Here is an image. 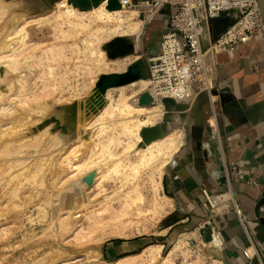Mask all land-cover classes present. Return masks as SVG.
Listing matches in <instances>:
<instances>
[{
	"label": "rangeland",
	"instance_id": "obj_1",
	"mask_svg": "<svg viewBox=\"0 0 264 264\" xmlns=\"http://www.w3.org/2000/svg\"><path fill=\"white\" fill-rule=\"evenodd\" d=\"M59 1L62 0H0V44L12 43L5 42L6 36L26 21L24 31L18 32L19 36L16 33L14 38L18 51L15 67H11L9 59L1 58L0 55V91L3 90V99L0 100V142L4 140L14 143H0V264H113L112 260L103 255L108 242L130 240L140 236L149 238L157 234L163 225L164 216L158 219L159 221L133 224L125 229L124 233L113 230L114 226L110 224L115 221L113 214L120 212L124 192L130 185L120 187L121 182L113 173L105 179L98 177V181L93 180L95 177L91 173L99 172L95 163L101 157L97 154L99 144L95 141L98 139L93 136V132L99 131L96 127L99 122L88 125L97 110L95 107L102 103L103 94L96 86L100 78L107 73L122 75L130 72L122 83L114 86L112 97H119L122 91L126 93L129 103L135 107L129 112L133 117H127L136 123L144 121L149 111L158 114L153 121L141 126L140 135L143 140L137 144L138 147L146 146L153 137L168 135L173 127L180 128L164 119L163 103L171 107L174 101L160 100L154 96L147 72L148 60L140 55L141 42L145 38V23L152 11L149 12L147 6L141 2L132 0L128 6L121 3L120 7L124 6V11L131 20L141 24L138 39L135 40L136 35L126 31V24L119 32L111 31L114 23L110 22L111 25H105V28H108L107 37L101 42L90 36L97 28L96 25L103 24L100 21L92 23L89 26L91 28L86 27L88 31L85 27L79 28L73 35L68 34L66 25L59 29L61 26L56 24L58 19H55V13H50ZM69 1L72 0H67V3ZM130 10L131 13L136 11L135 14L130 15ZM175 11L174 8L173 12ZM47 13L50 14L46 20L42 19L41 16ZM125 21L129 23V20ZM24 35L25 40L21 38ZM53 36H57V39ZM92 39L94 43L90 45L89 41ZM22 43L33 47L25 52ZM55 43L59 45V49L54 53L57 56H52L48 48ZM91 47H102L107 59H110L111 63L118 60L120 68L99 71L94 61L96 54L93 55ZM124 47L127 48L123 56L120 49ZM114 50L119 51L118 55L110 58L109 54ZM43 51L48 52L44 54ZM42 67L44 71L40 70ZM81 85L82 87H79ZM25 88L30 90H24ZM17 93L21 96L31 93L33 95L16 98L14 95ZM131 98L137 105L132 103ZM151 99L157 101V104L155 101L154 104H149ZM1 107L5 109L2 110ZM25 108L28 109L25 111ZM126 110L123 109L122 113L117 114L115 108L112 109L113 112L108 114L105 124L110 126L116 123L120 132L118 125L122 123V118L126 117ZM137 110L141 114H138ZM109 132L101 134L102 142L110 140L109 136L107 137ZM120 138H124V135L121 134ZM117 145L112 144L111 149L120 152L122 146ZM130 158L134 160V154ZM68 159L72 162L68 163ZM82 159H86V162L84 161L79 169L75 164ZM91 160L96 166L90 165ZM85 165H89L88 168ZM3 168L5 170H2ZM165 173L166 171L162 175L161 187ZM90 177L93 179L90 180ZM145 177L146 172L141 171L134 182H143ZM99 182L101 185L96 186ZM91 183L96 185L89 189ZM149 188L148 184L139 186L141 194L147 199L151 196ZM160 201H163L162 198ZM77 215L79 216L76 217ZM122 219L125 220L126 217ZM144 226L148 231L142 230ZM186 236L189 249L185 251L186 254L183 252L184 254L176 257L175 264H222L209 255L210 247L195 241V235ZM177 238L172 244L162 248L155 261L143 263L140 258H136L134 264H161L162 258L172 249Z\"/></svg>",
	"mask_w": 264,
	"mask_h": 264
},
{
	"label": "crops",
	"instance_id": "obj_2",
	"mask_svg": "<svg viewBox=\"0 0 264 264\" xmlns=\"http://www.w3.org/2000/svg\"><path fill=\"white\" fill-rule=\"evenodd\" d=\"M166 23L162 12L152 13L145 23L140 47L145 59L159 53ZM224 28L218 23L214 31ZM211 75L216 94L202 93L194 103L173 100L171 107L162 105L166 122L180 127L172 131L182 132V143L162 180L163 194L170 200L163 225L149 238L108 242L106 258L114 261L152 244L164 248L187 234L211 247L209 255L222 264H264V203L258 206L264 200V39L215 54ZM208 195L235 200L247 218V229L235 216L208 224ZM251 244L258 258L243 254Z\"/></svg>",
	"mask_w": 264,
	"mask_h": 264
},
{
	"label": "bare ground",
	"instance_id": "obj_3",
	"mask_svg": "<svg viewBox=\"0 0 264 264\" xmlns=\"http://www.w3.org/2000/svg\"><path fill=\"white\" fill-rule=\"evenodd\" d=\"M81 1L85 2V4H86L85 7L82 6L83 3ZM119 2L122 3L120 0H119ZM130 3L131 2H129V4ZM108 4H109V0H72V1H69L68 3H67V0H62V1H59V3H56V6L53 8V10L50 11V13H55V19H58V21H56V24L57 25L59 24L61 26V27H59V29L62 28L63 25L67 26L66 29L68 28V30H67L68 34L73 35L74 31H77V30L79 31L80 30L79 28H81V27L82 28L85 27L84 29L87 30L86 27L91 26L92 23H96V22L100 21V22H103V24L96 25L97 28L93 31V34L92 35L90 34V36L94 37L95 40H97V41H101L102 39L103 40L106 39V37H107L106 32H107L108 28H105V25H106V23H110V22L114 23L113 29L110 28L111 31H118L119 32L123 29L122 28L123 25L126 24V31H128L132 34H135L136 35L135 40L138 39V35L140 33V30H141V24L134 23L131 20V18L124 11V6L112 9L108 6ZM123 5H127V4H123ZM146 6H147V9L149 12H151L154 9L151 6H149L148 4H146ZM131 10L129 11L130 15L135 14L136 11L134 13H131L132 12ZM134 10H136V9H134ZM49 14L47 13V14L43 15V16H41V18L45 19L46 17L49 16ZM125 20H129V23H128V21H125ZM140 22L142 23V21H140ZM24 24H26V21ZM24 24L16 27L14 32H11L6 36L5 42L11 41L12 43L0 44L1 58L9 59V65L11 67H15V65L18 61V59L16 58L18 51H17V48L15 47L17 44L14 42V38L16 37L18 32L20 33V31L22 32V30L25 29L26 25H24ZM109 25H111V23ZM89 28H91V27H89ZM61 32H63V31H61ZM99 32H102V34L100 35ZM59 35L61 37V34H59ZM18 36H19V34H18ZM57 36H53V37H55L57 39ZM25 37H26V35L22 36L21 38L23 40H25ZM82 41H84V40H82ZM89 42H90L89 44L92 45L91 43H94V40L92 39ZM95 44H96V42H95ZM22 46H23V48H25V52H27L28 50H30L33 47L32 45H29L27 43H22ZM61 47L64 48L65 46H61ZM61 47H60V49H61ZM75 47H76V44H75ZM76 48H78V47H76ZM48 49L50 51L49 53H51V55L54 56L55 55L54 53L57 52L56 50L59 49V45H57L55 43L54 45L50 46ZM16 51H17V53H16ZM92 51H93L94 56L96 54L94 61L96 64V68L99 71L100 70H107L108 68H112V69L120 68L121 64L119 63L118 60H114L113 63H111L110 59H107L106 53L102 49V47H101V49L95 47ZM45 52H48V51H45ZM45 52H44V54H45ZM72 52H74V51H72ZM81 52H82V50H81ZM81 54H83V53H81ZM55 56H57V55H55ZM65 58H66V55H65ZM55 59H56V57H55ZM81 59H83V58H81ZM88 60H89V58H88ZM36 62H38V60ZM40 64H41V62H40ZM66 65H67V63H66ZM39 67H40V65H39ZM51 68H52V66H51ZM42 69H43V67L40 70H42ZM81 69H82V67H81ZM43 71H44V69H43ZM64 71H65V68H64L63 72ZM51 72H52V70H51ZM88 73H90V72H87V74ZM85 74H86V72H85ZM93 75H94V73H93ZM107 75H111V73H107ZM47 76H48V74H47ZM43 77H41V79H43ZM63 78L64 77H62V80H64ZM100 81H101V78H100ZM100 81L96 84V86H97V90L103 94L102 103L99 105V107H95L97 110L95 111V113H94L92 119L89 121L88 125L99 122L97 124L98 126H96L97 130L99 129V131L93 132L94 133L93 136L95 139H96V137L98 139L95 142L99 144L97 154H99L101 157L98 159L99 161L95 157L97 162L96 163L94 162L95 164L98 165L99 172L95 173L93 171L95 174L91 173V175H93V177H95L94 179L92 178L93 180L98 181V177L105 179V177L107 175L113 173V174H116L115 176L118 177L117 179L121 182L120 187L123 188L127 184L130 185L129 188H127V191L124 192L125 197H124V201H122V206L119 209L120 212L113 214V216H114L113 220H115V221L113 223L112 222L110 223L111 225L114 226V228H113L114 231L124 233L125 229H127L128 227H130L133 224L134 225L141 224V223L146 224L148 222H151V220L157 221L158 219H160L163 215H165L168 212L169 207H170V203H169L170 200L163 193H161V191H162L161 179H162L163 172L166 170V167L168 165H170L169 162L172 159L173 154L175 153V151L179 148L180 144L182 143L181 142L182 141L181 140V138H182L181 133L182 132L175 129V130L171 131V133H169L168 135H165L163 137H160V138H154L153 137V139H151L147 143V145L144 147H138L137 144L143 140V137L140 135L141 126L143 124H147L148 122L153 121L155 118V115L157 116L158 114H156L155 111H154V113H153V111H149V113H147V115H146L147 118H145L144 121H140L139 123L132 121L131 118H128L127 116L132 114V113L129 114V112L130 111L132 112L131 108H135V107L131 103H129L128 97H126V93H124L122 91L121 94H119V97L113 98L111 91L115 88L114 86H116V85L107 87L105 89V91L103 92L99 86ZM65 83H66V81H65ZM48 84L49 83H47V85ZM51 85H52V83H51ZM60 85H61V83H60ZM68 85H67V87H68ZM85 85H86V83H85ZM79 87H82V85ZM21 88H24V87H21ZM21 88H19V89H21ZM42 88H43V86H42ZM60 88H61V86H60ZM121 88H122V86H121ZM24 90H30V89L25 88ZM80 90H81V88H80ZM2 91L3 90L1 89L0 100L3 99V95H2L3 92ZM53 92H54V90H53ZM43 93H45V91ZM152 93L154 94V96L158 97L154 91H152ZM41 94H42V92H41ZM12 95H14V94H12ZM30 95H33V94L32 93L31 94H23L21 96L20 93L19 94L17 93L14 96H16V98L17 97L20 98L23 96H30ZM44 95H46V94H44ZM131 100L133 103L134 102L133 98H131ZM154 101H155L154 99L149 100V104L153 103ZM24 102H26V100ZM156 102L157 101H155V103ZM146 103H147V99H146ZM133 104L137 105L136 101ZM114 108H115L117 114L122 113L123 109H127L126 110L127 112L125 114L126 117L125 118L123 117L121 120L122 123L120 125H118V127L120 128L119 129L120 132H118V130H117L116 123H114L113 125L107 126V123L105 124V122H104L106 120L108 114L113 112L112 109H114ZM1 109L4 110L5 108L1 107ZM27 109L28 108H25L24 110L26 111ZM128 109H130V110H128ZM139 110H142V108ZM145 111L146 110H144V112ZM156 111H158V110L156 109ZM147 112H148V110H147ZM113 114H111V115L113 116ZM138 114H141V113L138 111ZM142 114H144V113H142ZM9 115H11V114H9ZM112 121L115 122V120H112ZM108 131L112 132V134H109L110 132L108 133L107 137L109 136L108 138L110 140L109 141L107 140L108 142L104 143V142H102L103 139L101 140V137H102L101 134L103 132H105L107 134ZM121 134H122V136L124 135V138H120ZM5 142L8 144H14L12 142H10V143L7 141H5ZM5 142H4V140H2L0 143H1V145H3V143H5ZM112 144H116V145L118 144L119 146L121 145L122 150L120 152H116L115 150H112L111 149ZM4 147H6V146H4ZM71 149L73 151V148H71ZM70 153H71V151H70ZM15 154H17V153H15ZM132 154H134V156H135L134 160H130L131 159L130 156ZM68 155H69V152H68ZM94 155H96V154H94ZM94 155H93V157H94ZM66 157H68V156H66ZM69 159H68V161H69ZM88 159H89V157H88ZM84 161L86 162V159L85 160L82 159L81 161H79L75 165H77V167L80 169L82 164L85 163ZM88 161H90V160H88ZM70 162H72V161H69L68 163H70ZM95 164H93V161H92L90 165L96 166ZM85 166H86V168H88L89 165L88 166L85 165ZM85 166H83V167L85 168ZM78 168H77V170H79ZM2 170H5V169L3 168ZM141 171L146 172V177L144 178V181L143 182H140V181L134 182ZM0 174H1V172H0ZM91 177L89 178L90 180H92ZM104 179H101V180L99 179V180L103 181ZM142 184H148V186H150L149 189L151 191V193H150L151 196L148 199L144 196V194L143 195L141 194V190L139 189V186ZM89 185H90L89 186V189H90V188H93V186H95L96 183H95V185L94 184L92 185V183ZM99 185H101L100 182L96 186H99ZM103 191H105V190L103 189ZM159 193H160V196H159ZM159 197L162 198L163 201H160ZM78 216L79 215H77L76 217H78ZM129 216H134L135 218H131V217L129 218ZM123 217H126V219L125 220L122 219ZM110 221H112V220H110ZM96 225H98V224H96ZM142 230L148 231V228H146L144 226V228ZM186 235L187 234H181L177 238L172 249L168 252V254L165 257L162 258L161 264H175L176 257L180 254H184L183 252H185L189 249V242L187 240L188 237ZM161 249H162L161 245L152 244V245L146 246L144 249H142L140 252H138L136 254L129 255V256H122L120 258H117L116 260L113 261V264H134V261L136 258H140L143 261V263L152 262V261H155L159 257V255L161 254ZM185 254H186V252H185Z\"/></svg>",
	"mask_w": 264,
	"mask_h": 264
},
{
	"label": "built area",
	"instance_id": "obj_4",
	"mask_svg": "<svg viewBox=\"0 0 264 264\" xmlns=\"http://www.w3.org/2000/svg\"><path fill=\"white\" fill-rule=\"evenodd\" d=\"M130 1L123 0L122 4L128 5ZM141 3L154 8L152 13L169 7L160 51L147 59L150 88L160 100L194 103L200 94H212L214 55L264 39V18L258 0H145ZM218 18L225 20V28L219 33L214 31L222 23L216 21ZM207 202L212 211L208 224L235 216L247 229V218L235 200L225 195H208ZM243 254L251 259L258 258L260 253L251 244Z\"/></svg>",
	"mask_w": 264,
	"mask_h": 264
},
{
	"label": "water",
	"instance_id": "obj_5",
	"mask_svg": "<svg viewBox=\"0 0 264 264\" xmlns=\"http://www.w3.org/2000/svg\"><path fill=\"white\" fill-rule=\"evenodd\" d=\"M83 4L82 6L85 7L86 4L84 1H81ZM258 3H259V7H260V10H261V13H262V16L264 18V0H258ZM108 6L112 9H115V8H119L121 6V3L119 2V0H109V4ZM162 13H165V14H169V7L166 6L164 10L161 11ZM217 22H222L223 24H225V20L223 18H218L216 19ZM126 48L127 47H124L123 49H120V53L121 55H125L126 54ZM119 52V51H118ZM118 52L117 51H112L111 54H109V56H113L115 57L116 55H118ZM148 72V71H147ZM130 72L126 73V74H122V75H105V76H102L101 78V81L99 83V86L100 88L102 89V91L104 92L105 89L109 86H114V85H118L119 83H122V81L128 77L127 74H129ZM149 76V75H148ZM133 79V78H131ZM212 94H216L215 91H213ZM264 203V200H260L259 203H258V206L260 207L262 204ZM261 221H264L262 218H260Z\"/></svg>",
	"mask_w": 264,
	"mask_h": 264
}]
</instances>
